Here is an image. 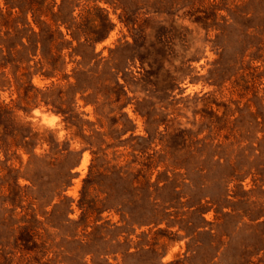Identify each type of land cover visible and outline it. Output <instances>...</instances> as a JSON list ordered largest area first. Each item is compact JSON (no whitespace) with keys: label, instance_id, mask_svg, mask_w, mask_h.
I'll list each match as a JSON object with an SVG mask.
<instances>
[{"label":"rangeland","instance_id":"374dc122","mask_svg":"<svg viewBox=\"0 0 264 264\" xmlns=\"http://www.w3.org/2000/svg\"><path fill=\"white\" fill-rule=\"evenodd\" d=\"M41 26L71 44L37 43ZM48 49L52 77L34 73ZM91 253L264 264V0H0V264Z\"/></svg>","mask_w":264,"mask_h":264},{"label":"trees","instance_id":"16d2710c","mask_svg":"<svg viewBox=\"0 0 264 264\" xmlns=\"http://www.w3.org/2000/svg\"><path fill=\"white\" fill-rule=\"evenodd\" d=\"M54 21H59V18H58V16L57 17H55V19H54ZM111 27V24H110V22H109V20H107V23H106V25L101 29V32H98V33H95V32H93V33H89V32H84V33H86V35H85V42L86 43H89V45H91V44H93L96 40H99V39H101L102 37H103V34L109 29ZM73 36H72V38L73 39H79V38H77V37H75L74 35H75V33L73 32V33H71ZM35 36H37L38 38H40V40H37V43H43V41H46L47 42V45H48V48L50 47V46H52L53 45V49H55V51L56 52H59L60 50H61V48H68V46L71 44V41H67V40H65L64 39V35L59 31V30H54V31H52L49 27H42L41 26V28H40V32L39 33H37ZM64 44V45H63ZM72 53H73V51H72ZM45 56H43V60H44V62H45V65H47V67L49 68L50 67V71L49 70H45L44 72H41V70H38L37 72H34V73H40L41 75H43V76H45V77H52L53 76V73H54V67H53V63L55 62V60H56V58L55 57H53L51 54H50V50L48 49L47 50V52L44 54ZM39 64H41V67H42V65H44L43 64V61L42 62H40ZM78 65L80 66V62H78ZM79 68V67H78ZM28 69V67L27 68H25V70H27ZM34 73H31V72H27V74H25L26 76H28V77H30L32 74H34ZM24 75V76H25ZM65 77V76H64ZM116 85H117V83L116 82H111L110 80L106 83V91L107 92H114L115 91V88H116ZM31 88H34L32 85H31V83L30 82H28V85L24 88V94L22 95V99H24V100H26V99H29V98H33L34 96H28V91L31 89ZM82 90H81V92H84V91H86L87 89H89V88H86V87H84V88H81ZM37 93H41L40 91H38L37 90ZM60 113H62L63 115H65V120H67L68 119V117L70 116V112L72 113V111H71V109L69 108H66V109H61L60 111H59ZM10 112L8 111V110H6V109H3V112L1 113V114H9ZM7 124H9L10 126H12V125H14V123L13 124H10V123H8L7 121H6V124H4V128L5 129H7L9 126L7 125ZM24 137H26V136H24ZM4 140V139H3ZM94 154L96 155L97 154V152H94ZM225 162V161H224ZM224 162L221 164V163H219L218 161H216L215 162V165L216 166H224ZM105 168H106V171L107 172H109V173H112V171L113 172H117L119 175L121 174L122 176H127L129 173L128 172H130L128 169H123L122 170V167H118V168H116L115 167V165H113V166H105ZM225 168V167H224ZM201 170H203V169H201ZM200 170V171H201ZM234 170H232L231 172H230V176H232V174L234 173L233 172ZM92 177V169L90 170V172H89V174H88V177L85 179V181H84V186H83V191H82V197H81V201H80V204L81 205H85L84 203V197L86 196V189H87V186H89L90 184H89V181H90V178ZM68 178L69 179H71L72 178V173H70L69 175H68ZM150 186V185H149ZM143 188V187H142ZM128 190V192L127 193H125L126 195H132L133 197H134V195H133V193H136V194H138L139 192H138V190L136 189V188H134V187H132V189L131 190H129V189H127ZM124 194V195H125ZM127 197V196H126ZM126 197H121L120 198V200L122 201V202H125V203H131L132 201H131V199L132 198H126ZM93 205H94V203H93ZM87 209H89V210H93V206L92 205H90L89 204V206H87ZM103 208H94V211L96 210V212H98V213H100L101 212V210H102ZM199 211H200V213L202 214V213H204V208L203 209H199ZM154 216L155 217H164V218H162V219H156V220H152V221H148L149 223H147V224H150V223H153L154 225H158V224H160V221H164V220H167V222H170L168 219H170L169 217H171V214H165V212H157V211H155L154 213ZM177 216V215H176ZM260 218V216H258V217H256L255 219H259ZM96 228H99V227H96ZM90 241H91V239H90ZM89 241V242H90ZM89 242L87 243H83L82 244V246H87L88 244H89ZM94 253V252H93ZM93 253H91V255H93V258H92V264H109L108 262H107V260H104L102 263H96L94 260H96L95 259V257H94V254ZM168 264H173L172 262H170V263H168Z\"/></svg>","mask_w":264,"mask_h":264},{"label":"bare ground","instance_id":"6f19581e","mask_svg":"<svg viewBox=\"0 0 264 264\" xmlns=\"http://www.w3.org/2000/svg\"><path fill=\"white\" fill-rule=\"evenodd\" d=\"M111 36V35H110ZM109 36V37H110ZM107 43V42H106ZM35 79H37V78H35ZM37 81V80H36ZM38 83H39V81H38ZM37 84V83H36ZM41 117H42V121H43V123L44 124H46V125H49V126H53L54 124H55V122H56V119H58V116L57 115H55V114H42L41 115ZM86 156H85V154L83 155V157H82V159H81V163H80V165H79V167L80 166H84V164L86 163V158H85ZM79 171V170H78Z\"/></svg>","mask_w":264,"mask_h":264}]
</instances>
